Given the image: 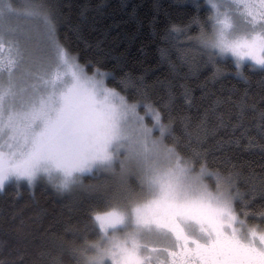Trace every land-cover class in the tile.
I'll list each match as a JSON object with an SVG mask.
<instances>
[{
  "label": "snow or ice",
  "instance_id": "6c2138e0",
  "mask_svg": "<svg viewBox=\"0 0 264 264\" xmlns=\"http://www.w3.org/2000/svg\"><path fill=\"white\" fill-rule=\"evenodd\" d=\"M173 33L188 41L176 48L179 65L161 49L173 79L180 65L217 79L233 71L230 56L245 82L246 66L260 73L259 99L247 90L217 97L194 132L192 113L173 111L181 96L192 105L186 85L177 92L169 80L156 96L122 59L106 66L103 49L82 63L71 47L72 35L83 39L82 24L58 0L0 2V192L27 184L35 195L43 183L59 197L80 188L94 195L79 226L53 234L38 264H264V0H197L189 24H172L165 38ZM220 127L233 134L209 147ZM233 148L258 149L259 171ZM117 165L135 185L84 184L86 173Z\"/></svg>",
  "mask_w": 264,
  "mask_h": 264
},
{
  "label": "trees",
  "instance_id": "16d2710c",
  "mask_svg": "<svg viewBox=\"0 0 264 264\" xmlns=\"http://www.w3.org/2000/svg\"><path fill=\"white\" fill-rule=\"evenodd\" d=\"M66 16L72 22L82 24L83 39H76L72 35L73 50L81 53V62L90 58L97 49L110 53L106 66H111L116 59H122L126 64L125 70L145 76L149 84L155 85L154 95L166 93L167 81L171 80L179 92L180 84L191 89L193 99L189 107L181 96L175 107L174 115L179 117L183 112L192 113L193 131L198 114L214 103L217 97H226L234 94L239 97L245 90L250 98L259 99L261 92L260 73L253 68L245 67V71L252 77L245 82L234 71L235 65L231 58L224 62L233 71L224 76L212 79L207 71L190 73L187 66L180 65V71L173 79L167 59L162 57L161 49L168 48L172 52L173 60L179 61L175 56L176 48L186 45L183 33H173L165 38V30L172 24L183 26L189 24L190 17L196 14V3L192 0H58ZM87 6L86 18L80 16L81 10ZM195 25L192 26V31ZM61 38L66 34L65 23L60 27ZM99 59V57H97ZM234 105L228 103L222 106L227 114L233 111ZM251 120V113L246 118ZM227 122V115L225 116ZM217 123L213 117V124ZM177 131H181L179 119ZM252 134L257 130L253 127ZM230 127H220L216 136L211 137L209 147L223 137L225 140L232 135ZM236 134H239L238 132ZM237 159H244L252 163V167L259 171L260 153L256 149L250 152H241L233 148ZM212 157L210 156V160ZM123 179L116 176L98 175L88 173L84 175V184H103L109 188L119 186ZM133 185L135 177H129ZM19 192V195L16 193ZM33 190L27 184L19 189L9 187L7 192H0V260L4 264H13L23 256L22 264H38L46 260L41 256L46 252L48 242L53 234H64L66 227L78 225L83 209L94 202L93 193L86 188H80L65 197L55 195L50 186L38 183ZM260 210V201L253 206ZM79 209V211H78ZM259 218H257L258 220ZM67 235H71L68 233ZM89 239L95 237L89 233ZM68 259V257H65Z\"/></svg>",
  "mask_w": 264,
  "mask_h": 264
},
{
  "label": "rangeland",
  "instance_id": "374dc122",
  "mask_svg": "<svg viewBox=\"0 0 264 264\" xmlns=\"http://www.w3.org/2000/svg\"><path fill=\"white\" fill-rule=\"evenodd\" d=\"M194 2H197V0H192ZM0 2H5V0H0ZM200 2H202V0H200ZM4 59H7L9 56V53L7 51H5L3 53ZM228 58H231L230 56ZM232 59V58H231ZM95 173H97L98 175H107V176H116L117 178L123 179L122 181H124L125 179H129V177H125L121 174L120 169H119V165H117L116 170L115 171H96ZM88 174V173H86Z\"/></svg>",
  "mask_w": 264,
  "mask_h": 264
}]
</instances>
